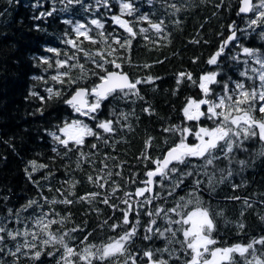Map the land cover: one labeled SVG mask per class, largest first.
I'll return each instance as SVG.
<instances>
[{
    "label": "trees",
    "instance_id": "obj_1",
    "mask_svg": "<svg viewBox=\"0 0 264 264\" xmlns=\"http://www.w3.org/2000/svg\"><path fill=\"white\" fill-rule=\"evenodd\" d=\"M131 2L136 11L132 16L125 15L123 19L131 22L137 35L132 38L130 49L125 51L113 43V38L123 42L128 37V33L111 19L114 15H120V0H107V6L98 5L97 0H82V3L72 5H67L66 0H0V223L6 222L7 228L12 231H23L25 224L30 230H36L33 229L34 218L41 213L58 214L50 217L57 220L67 217L63 224L51 225L50 231L57 236L69 232L64 237L65 242L80 252L88 245L100 247L113 238H119L138 218L140 224L137 235L128 245L125 256L109 258L104 262L94 261L93 264H123L128 255H136L137 264H148L143 252L165 247L174 253L173 258L169 257L168 252L162 254L168 264H184L187 257L177 242L183 239L180 233H177L171 244L159 236H154L151 240L143 239L144 229L150 220L145 213L154 211L157 207L165 210L173 208L181 196L188 199V193L195 187L194 180L199 179L202 183L198 195L203 201L202 206L209 209L216 226L212 234L218 241L215 247L247 245L252 240L264 237V155H261L264 142L258 136L244 141L242 148L234 149L230 154L231 163L223 158V153L219 150L217 154L222 158L207 169L202 167L203 160L192 159L190 165L194 168L190 166L187 170L193 171V176L185 177L180 188L168 195L172 181L165 180L164 187H154V194L159 193L160 198L154 199L151 205L141 207L138 217L133 211L129 215V225L121 223V210L126 208L121 202L124 193H134L137 188L144 187L142 182L148 179L147 171L155 168L152 161L162 158L168 148L179 140L178 134L165 132L164 129L192 125V122L185 121L182 109L188 98H202L198 87L199 78L207 72L219 70L221 75L218 80L221 82H228L231 77V81L243 82L248 88L258 87V80L240 75L245 69L243 61L247 59L240 46L257 49L264 57V21L258 27L249 28L248 22L255 18V13H239L241 0ZM172 4L177 5L180 10L175 11L170 7ZM48 12H52V15L41 16V13ZM141 16H148L155 23L163 20V31L156 33L148 22L140 19ZM92 19L100 20L104 28L97 29L90 23ZM68 20L72 24L65 23ZM77 23L87 25L92 30L90 35L97 40L101 39L97 32L105 33L108 44L117 48L123 58L117 62L121 63L122 70L133 81L148 76L154 78L152 83L138 85L142 99L134 95L127 98L117 96L109 97L103 102L98 119L114 121L113 133L96 129L95 121L76 114L65 103L77 88H90L99 82L96 76L91 75L92 72L99 71L95 64L66 43L69 39H77L73 30ZM233 24L240 30L237 31L238 44L234 41L228 45L220 58V68L217 69V66L209 65L207 60L231 34ZM141 28H149V31L142 33L139 31ZM80 41H83L84 49L93 53L107 47L104 43L93 45L83 37L77 42ZM48 49H56L60 54ZM74 53L78 56V62L85 67L87 74L84 79H80L81 71L77 67L70 70L71 79L77 80V83H68V77L63 78L64 83L54 81L53 76L66 70L58 69L56 61L64 60ZM237 54L240 59L233 60L232 56ZM44 59L49 60L52 66L43 63ZM70 63L77 61L72 60ZM106 67L109 71L116 70L111 65ZM248 67L259 68V65L249 59ZM179 73H191L196 83L184 78L178 84ZM248 75L255 74L249 71ZM232 86L229 82V87ZM212 88V99L222 94V84L212 85ZM48 89H52L53 93L60 91L61 96H50ZM256 107L258 109L259 105ZM120 113L127 114V119L121 117ZM255 116L257 119L261 118L259 111ZM74 119L84 120L101 134L102 139L86 137L85 144L79 151H66L50 133L57 132L58 126H62L64 121ZM200 123L212 126L210 121L203 118ZM149 138L152 141L151 147L146 149L145 142ZM104 140H107V144ZM191 142L192 137L189 138V143ZM91 144H96L97 148L92 149ZM80 151L88 154L86 159L80 156ZM145 155L151 159H145ZM240 160L245 161V165L237 163ZM32 161L47 167H38L33 172ZM105 164L108 165L107 169H104ZM179 167L185 168L184 165ZM228 170H231V176L227 174ZM108 171L113 175L104 188L88 181L89 175L95 180L98 174L104 175ZM117 172L120 175H116ZM205 172L208 174L205 175ZM210 176L213 177L211 185ZM178 178L179 174H174L172 179ZM154 179L159 181L160 177ZM113 181L119 185L114 195ZM73 182H78L75 187H71ZM92 192H99L101 195L91 203L79 199ZM104 195L110 197L108 204L102 202ZM65 197L73 202L50 203ZM236 197L239 199H235ZM142 199L143 197H133V203ZM33 200L37 204L26 211H20L21 222L17 223L15 214ZM245 200L251 207L245 205ZM111 205L117 207L113 208ZM192 207L190 205L185 211L192 210ZM9 209L12 210V215H9ZM170 215L172 219H177L175 214ZM163 216L161 213L156 218V227L161 230L168 227ZM113 224L120 227L113 230ZM239 224L245 227L240 229ZM176 227L178 226L173 225V228ZM73 228L78 231L70 232ZM166 235L171 238L170 234ZM85 236L87 240L84 239ZM28 239L31 240V237ZM23 242V237L11 240L5 236L4 251L0 252L3 264H13L14 258L8 254V250H15L17 243ZM255 247L257 256L264 258V245L257 244ZM35 250L40 249L38 247ZM63 251L59 244L48 245L43 248L38 260L31 259V253L18 254L19 264H63ZM175 256L179 259L174 258ZM160 257L161 253L157 252L153 259ZM234 258L236 263L244 264L243 258L238 254H234ZM73 259L76 260V257Z\"/></svg>",
    "mask_w": 264,
    "mask_h": 264
},
{
    "label": "snow or ice",
    "instance_id": "obj_2",
    "mask_svg": "<svg viewBox=\"0 0 264 264\" xmlns=\"http://www.w3.org/2000/svg\"><path fill=\"white\" fill-rule=\"evenodd\" d=\"M67 5L80 4L82 0H66ZM98 5L107 6V0H97ZM241 7L239 8V13H249L254 12L255 18L248 22V27H258L261 21H264V0H259V4L253 5L252 0H241ZM219 6V5H218ZM175 11L180 9L177 5H170ZM55 11V9H53ZM136 11L134 4L131 0H120V15L112 16V21L123 28L128 37L123 39L113 38V43L128 51L131 47L132 38L137 35L131 22L129 20L123 19L125 15L132 16ZM48 15L51 16L52 12L41 13V16ZM141 20L148 22L151 29H154L156 33H161L163 31L162 25L163 20L159 23L152 22L148 16H141ZM65 23L72 24L71 20L65 21ZM92 25H95L97 29H103L104 24L98 19H92L90 21ZM231 34L221 43L217 51L210 56L207 60L209 65L217 66L220 68V58L225 54V50L228 45L234 41L238 44L237 31H240L233 24L231 26ZM74 32L76 33L77 39H69L66 43L70 44L73 48L77 49V53H83L84 57L91 60L95 64V67L99 71H94L91 75L97 77L98 83H94L90 88L81 87L77 88L69 99L65 101L76 114L85 117L89 120L95 121V128L102 130L104 133H113L115 131L113 127L114 121L112 120H99L98 113L104 101L108 100L109 97L116 98H127L129 96H139L138 85L142 83H152L154 78L148 76L142 79L131 80L127 73L122 70L121 63L117 60L123 59L120 57L118 49L113 48L108 44V39L105 37L103 31L97 32V36L101 37L97 40L95 36L90 35L92 31L85 24L77 23L74 25ZM140 32H148L149 28H141ZM80 37L84 40L95 45L98 43H104L107 47L106 49L97 50L95 53L90 52L82 47L83 41L78 43ZM241 47L242 54L247 58L243 61L245 65L244 71L240 72V75L247 77L250 80H258L259 86H253L248 88L243 82L231 81L229 77L228 82H221L218 77L221 75V71L214 70L203 74L199 78L198 87L202 93V98H188L185 106L183 107V116L185 121L192 122L191 126H170L165 128V132H171L173 134L179 135V140L177 143L168 148L165 155L162 158H157L152 161L155 165L153 170H149L146 173L148 179L143 181L144 187L137 188L134 193L125 192L124 199L121 201L126 205V208L122 209L123 212V225H129L131 222L129 220V215L135 211L137 217L139 216V209L144 205H151L154 199L160 198V194H154V187H164V181H172L171 188L168 189V195H172L173 191L180 188L184 183L185 177L193 176V171H188L187 168L190 167V161L192 159L203 160L202 167L207 169L208 166H214V162L222 157L217 154L218 150L223 153V158L228 159L229 163L232 162L230 154L233 153L234 149L242 148L244 141L259 137V139L264 142V57L261 56L259 50L252 49L248 47ZM50 52H55L57 55L60 53L56 49H48ZM67 56V54H65ZM99 57V59H96ZM115 57V58H112ZM233 60H239L240 55L237 54L232 56ZM249 59L254 61L255 64L259 65V68H249ZM76 60L77 63H70V61ZM43 63L49 64V60L44 59ZM130 63V61H129ZM106 65H111L115 71H109ZM56 67L58 69H66L63 72H58L57 75L53 76L52 79L59 83H64V77H68V83L75 84L78 81L71 79L70 70L72 68H79L81 71L80 79H84L86 73L83 64L78 62L77 54L72 56H67L64 60H57ZM144 67H149V65H144ZM251 71L254 76H249L248 73ZM186 78L192 83L193 81L191 73H179L177 83L179 84L182 79ZM229 82L233 85L229 87ZM222 84V94L216 95L215 99H212L214 90L212 85ZM50 96L54 95L56 97L61 96L60 91H55L53 93L52 89H48ZM43 99V98H41ZM259 105L257 109L256 105ZM148 112L149 109H144ZM259 111L261 118L257 119L255 113ZM115 115V112H113ZM120 116L127 119V114L120 113ZM205 119L211 122L212 126H207L201 124V120ZM119 119V118H118ZM117 119V122H118ZM59 133V134H58ZM50 135L57 142L58 145L62 146L66 151H72L76 149L79 151L85 144L86 137H95L97 140H101V134L96 131L89 124L85 123L84 120L74 119L71 121H64L62 126H58L57 132H52ZM192 137L193 142L189 143L188 138ZM151 138L145 142V148L151 147ZM107 144V140H104ZM72 147H69V145ZM92 149L97 148L96 144H91ZM56 151V149H53ZM86 153L80 151V156L87 158ZM264 155V151L261 152ZM145 159H151L147 155ZM106 159H111V157H106ZM240 165H245V161H237ZM33 172L37 168L47 167L46 165H37L36 161L31 162ZM184 165L185 168L181 169L179 166ZM79 167V164H78ZM194 168V166H191ZM108 165H104V169H107ZM101 169V172H104ZM198 171V170H197ZM179 174V178L173 180V175ZM208 173L205 172V175ZM229 176L232 175L231 170L227 173ZM31 175V174H30ZM112 172L108 171L104 175L88 176V181L90 183L94 182L97 187L104 188L108 183V180L112 177ZM116 175H120L119 172ZM160 177L159 181L154 178ZM213 177H209V184L211 185ZM75 183L71 184V187H75ZM202 183L201 180H194V189L188 193L189 198L181 196L176 206L165 210L162 207H157L154 211H148L145 214L150 217L148 225L144 229L145 240H151L154 236H159L165 239L169 244L173 242L177 237V233H180L183 237L182 240L177 241L181 245V250L185 253L187 259L184 264H235L234 254H238L244 260V264H264V258L262 256H257L255 245H264V237L252 240L247 245L235 244L227 247H215L218 241L213 237V232L215 231V223L210 214L208 208L203 207V201L198 195L199 186ZM119 189V185L113 181L112 195L116 193ZM60 191L59 189L57 190ZM148 193V195H145ZM62 194V193H61ZM101 193L92 192L85 196L79 197L82 201H88L91 203ZM133 197H143L142 200H135L133 203ZM109 195H104L102 202L104 204L109 203ZM235 199H239L236 197ZM47 202V198H45ZM73 201L65 197L62 200H52L50 203H63L71 204ZM245 205L251 207V204L247 200L244 201ZM37 204V201H29L22 209H20L15 214V220L20 223V211H26L27 208L32 205ZM135 205V206H134ZM190 205H192V210L185 211ZM111 207L116 208V205H111ZM9 215H12V210H8ZM161 213L164 214L163 219L166 221L168 227L161 230L156 227L157 217H160ZM170 214H175L177 219H172ZM54 213H41L39 216L34 218L33 229L30 230L25 224L23 231L17 229L15 231L9 230L7 228V223H0V252L4 251L3 243L5 236L11 240H16L18 237H23V244L17 243L15 250L9 249L8 254L11 255L14 260L13 264H19L20 255H29L31 253V259L38 260L42 255L43 248L48 245L59 244L63 248V254L61 256V261L63 264H93L94 261L104 262L109 258H116L117 256H125L128 252V245L133 241L138 232V227L140 224L139 219L135 220V223L125 231L119 238L111 239L107 244L100 247L96 245H88L84 247L80 252H77L74 247L69 246L65 242L64 237L69 235V232H65L61 236H57L55 233L50 231V227L53 224H63V217L57 220L54 217ZM222 215V213H218ZM106 223V222H105ZM173 225L178 227L173 228ZM112 229L115 230L120 227L118 224L111 225ZM238 227L243 229L245 226L239 224ZM78 231L77 228H73L70 232ZM166 234H170V237ZM31 237V240L28 239ZM87 240V236L84 238ZM39 247L40 250H35ZM27 249L28 251H24ZM35 250V251H33ZM159 252L161 257L158 259H153L154 255ZM168 252L169 257L173 258L174 253L169 252L167 247L163 249H157L155 251L149 249L143 252V256L147 257L148 264H168V261L162 258V254ZM52 253H49L51 255ZM76 257V260L73 259ZM174 258L179 259L178 256ZM137 264L136 255H128L125 257L123 264ZM0 264L3 261L0 260Z\"/></svg>",
    "mask_w": 264,
    "mask_h": 264
},
{
    "label": "water",
    "instance_id": "obj_3",
    "mask_svg": "<svg viewBox=\"0 0 264 264\" xmlns=\"http://www.w3.org/2000/svg\"><path fill=\"white\" fill-rule=\"evenodd\" d=\"M252 3H253V0H252ZM253 5H254V3H253ZM242 5L240 4V7H241ZM251 12H249V13H242V14H245V15H248V14H250ZM112 71H115V70H112ZM125 73H127V72H125ZM128 74V73H127ZM128 76H129V78L132 80V78H131V76L128 74ZM81 88V87H80ZM71 97V96H70ZM69 97V98H70ZM68 98V99H69ZM235 264H239V263H235Z\"/></svg>",
    "mask_w": 264,
    "mask_h": 264
},
{
    "label": "rangeland",
    "instance_id": "obj_4",
    "mask_svg": "<svg viewBox=\"0 0 264 264\" xmlns=\"http://www.w3.org/2000/svg\"><path fill=\"white\" fill-rule=\"evenodd\" d=\"M253 3H254V5L259 4V0H253ZM189 138H190V137H189ZM189 138H188V142H189Z\"/></svg>",
    "mask_w": 264,
    "mask_h": 264
},
{
    "label": "flooded vegetation",
    "instance_id": "obj_5",
    "mask_svg": "<svg viewBox=\"0 0 264 264\" xmlns=\"http://www.w3.org/2000/svg\"><path fill=\"white\" fill-rule=\"evenodd\" d=\"M236 263V262H235Z\"/></svg>",
    "mask_w": 264,
    "mask_h": 264
}]
</instances>
